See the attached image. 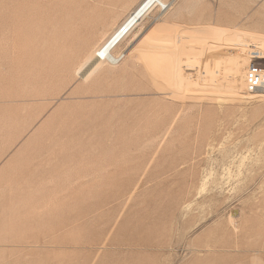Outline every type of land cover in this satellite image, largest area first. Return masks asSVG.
<instances>
[{
    "label": "rangeland",
    "instance_id": "rangeland-1",
    "mask_svg": "<svg viewBox=\"0 0 264 264\" xmlns=\"http://www.w3.org/2000/svg\"><path fill=\"white\" fill-rule=\"evenodd\" d=\"M141 1L0 0V264H264V0H165L83 78Z\"/></svg>",
    "mask_w": 264,
    "mask_h": 264
},
{
    "label": "bare ground",
    "instance_id": "bare-ground-1",
    "mask_svg": "<svg viewBox=\"0 0 264 264\" xmlns=\"http://www.w3.org/2000/svg\"><path fill=\"white\" fill-rule=\"evenodd\" d=\"M165 3V0H142L136 7L133 8L134 10L131 11L126 19L106 39L100 48L94 52V56H92L89 63L79 71V74H81L83 78L86 77L98 66V63H100L102 60H107L110 62V64L118 63L121 60V56L116 55V49L118 46H120V44L130 36L136 34L141 22L146 18L150 11L152 12L155 7H159L162 10L168 9L170 4ZM233 46L235 47V52L246 51V49L243 47L244 45L240 42L233 43Z\"/></svg>",
    "mask_w": 264,
    "mask_h": 264
},
{
    "label": "built area",
    "instance_id": "built-area-1",
    "mask_svg": "<svg viewBox=\"0 0 264 264\" xmlns=\"http://www.w3.org/2000/svg\"><path fill=\"white\" fill-rule=\"evenodd\" d=\"M245 88L249 93L264 92V57L252 61L245 72Z\"/></svg>",
    "mask_w": 264,
    "mask_h": 264
}]
</instances>
